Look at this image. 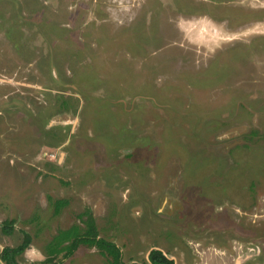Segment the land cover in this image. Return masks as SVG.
<instances>
[{
	"label": "rangeland",
	"instance_id": "obj_1",
	"mask_svg": "<svg viewBox=\"0 0 264 264\" xmlns=\"http://www.w3.org/2000/svg\"><path fill=\"white\" fill-rule=\"evenodd\" d=\"M85 210L125 263L264 264V0H0V252Z\"/></svg>",
	"mask_w": 264,
	"mask_h": 264
},
{
	"label": "trees",
	"instance_id": "obj_2",
	"mask_svg": "<svg viewBox=\"0 0 264 264\" xmlns=\"http://www.w3.org/2000/svg\"><path fill=\"white\" fill-rule=\"evenodd\" d=\"M66 204L65 200H57L55 203V213H58L60 208ZM84 216L85 219H82ZM83 222V228L78 225L71 226L67 230H60L53 236V240L48 244L49 254L51 257H46L45 261L49 264H55L52 262L56 253L63 252L64 257L70 256L79 245H85L89 247H95L99 253L105 256H110L109 264H139L135 262L125 263L121 257V251L119 247L110 241H106L104 238L98 235L96 224L92 213L89 210H85L79 215ZM12 220L4 221L5 231H11ZM31 236L28 233H24L22 242L16 247H4L0 252V259L5 264H21L17 261L16 257L21 255L30 245ZM150 264H174V261L168 258L161 250L152 249L148 256Z\"/></svg>",
	"mask_w": 264,
	"mask_h": 264
}]
</instances>
